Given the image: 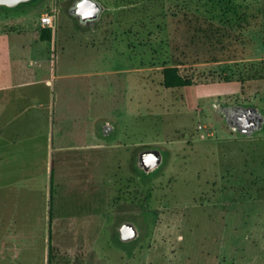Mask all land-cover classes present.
Returning <instances> with one entry per match:
<instances>
[{
    "label": "rangeland",
    "instance_id": "374dc122",
    "mask_svg": "<svg viewBox=\"0 0 264 264\" xmlns=\"http://www.w3.org/2000/svg\"><path fill=\"white\" fill-rule=\"evenodd\" d=\"M76 1L0 7V68L21 84L0 103V185L30 178L0 188V264H264V125L244 135L224 113L264 116V0H98L95 27ZM45 14L50 42L34 31ZM171 66L194 85L165 88ZM51 94L72 149L37 176L31 126ZM152 149L163 164L147 174L138 158Z\"/></svg>",
    "mask_w": 264,
    "mask_h": 264
},
{
    "label": "crops",
    "instance_id": "0c3cea01",
    "mask_svg": "<svg viewBox=\"0 0 264 264\" xmlns=\"http://www.w3.org/2000/svg\"><path fill=\"white\" fill-rule=\"evenodd\" d=\"M23 20H18V26L23 27L25 22H22ZM39 25H41L39 20ZM38 34V39L40 41H43L41 39L42 34L37 29H34ZM53 37V34H52ZM50 42V41H46ZM19 89L21 87V84L14 85L12 82V75L5 72V68H0V103L7 100L9 96V92L12 91L13 88ZM47 105L41 104L42 110L33 118L34 126H31V128L35 127L36 130V138L39 139L38 142V151H35V154L33 153L32 158L34 155L38 156L36 158H33L29 163H26V170L28 171V165L39 163L41 166L37 170L36 175H42L47 176L48 173V167L50 164V161L54 154L60 150V149H72V147H66L65 141L63 138H65L66 129L62 127V129L59 127L60 121L56 119L57 113H58V98L56 96H53L52 94L48 98ZM6 109V108H5ZM5 109H0V141L1 140H7V134H6V122L3 121V124H1V121L4 117V114L6 112ZM5 118V117H4ZM5 123V124H4ZM103 126V137L106 139L108 135H110L113 132V128L109 127L107 122H104ZM101 126V128H102ZM18 131V130H17ZM68 132V131H67ZM102 137V136H101ZM102 137V138H103ZM90 149L98 150V149H106V144L104 142L100 141L96 142L94 146L92 145ZM2 150V149H1ZM0 150V163L4 162V167H6V164L9 161V156L6 152L1 153ZM14 154L13 152L11 155ZM41 154V156L39 155ZM2 170L5 171L3 168H0V179L3 178L6 173L1 174ZM7 177V176H6ZM31 177V176H30ZM29 178V175L26 177H19L17 179H14L9 182H4L0 185V188H13L18 186H23L25 183H27ZM33 178V177H31ZM30 179V178H29ZM51 198H52V192H51Z\"/></svg>",
    "mask_w": 264,
    "mask_h": 264
},
{
    "label": "water",
    "instance_id": "95a60500",
    "mask_svg": "<svg viewBox=\"0 0 264 264\" xmlns=\"http://www.w3.org/2000/svg\"><path fill=\"white\" fill-rule=\"evenodd\" d=\"M33 0H0V7L9 9L16 8L21 4L30 3ZM104 6L98 0H78L76 6L72 9V14L85 27H95L96 23L101 19ZM228 124L236 131L244 135H252L261 130L264 125L263 114L255 107H246L240 113L236 122L227 119ZM163 164V155L157 149L142 152L138 158V166L145 173L155 172ZM120 239L123 242L134 240L138 233L131 223L123 224L119 229Z\"/></svg>",
    "mask_w": 264,
    "mask_h": 264
},
{
    "label": "trees",
    "instance_id": "16d2710c",
    "mask_svg": "<svg viewBox=\"0 0 264 264\" xmlns=\"http://www.w3.org/2000/svg\"><path fill=\"white\" fill-rule=\"evenodd\" d=\"M43 41L52 40V30L50 28H45L42 31ZM228 79V78H227ZM163 85L167 89H178L187 88L194 85V81L180 73V70L176 66L166 67L163 69ZM52 257V246L49 249V262L51 263Z\"/></svg>",
    "mask_w": 264,
    "mask_h": 264
},
{
    "label": "flooded vegetation",
    "instance_id": "af4514ba",
    "mask_svg": "<svg viewBox=\"0 0 264 264\" xmlns=\"http://www.w3.org/2000/svg\"><path fill=\"white\" fill-rule=\"evenodd\" d=\"M77 2H78V0L73 5V8L76 6ZM245 109H246V107L239 106V105L238 106H230L227 108L224 107V113L226 115V118L229 119V121L234 123L237 121V118L240 115V113L242 111H244Z\"/></svg>",
    "mask_w": 264,
    "mask_h": 264
},
{
    "label": "built area",
    "instance_id": "2783aa9c",
    "mask_svg": "<svg viewBox=\"0 0 264 264\" xmlns=\"http://www.w3.org/2000/svg\"><path fill=\"white\" fill-rule=\"evenodd\" d=\"M55 15L45 14L41 16L40 23L44 28H52L54 25Z\"/></svg>",
    "mask_w": 264,
    "mask_h": 264
}]
</instances>
